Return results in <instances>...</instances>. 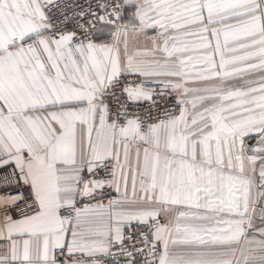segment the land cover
Here are the masks:
<instances>
[{
	"label": "snow or ice",
	"instance_id": "obj_1",
	"mask_svg": "<svg viewBox=\"0 0 264 264\" xmlns=\"http://www.w3.org/2000/svg\"><path fill=\"white\" fill-rule=\"evenodd\" d=\"M0 264H264V0H0Z\"/></svg>",
	"mask_w": 264,
	"mask_h": 264
}]
</instances>
